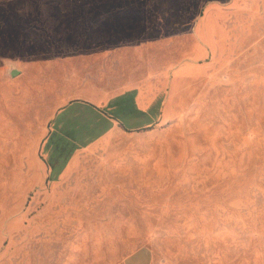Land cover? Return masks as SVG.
<instances>
[{"label":"rangeland","instance_id":"obj_1","mask_svg":"<svg viewBox=\"0 0 264 264\" xmlns=\"http://www.w3.org/2000/svg\"><path fill=\"white\" fill-rule=\"evenodd\" d=\"M264 264V0H0V264Z\"/></svg>","mask_w":264,"mask_h":264},{"label":"crops","instance_id":"obj_2","mask_svg":"<svg viewBox=\"0 0 264 264\" xmlns=\"http://www.w3.org/2000/svg\"><path fill=\"white\" fill-rule=\"evenodd\" d=\"M120 264H152V259L147 251H139L136 254L124 259Z\"/></svg>","mask_w":264,"mask_h":264}]
</instances>
